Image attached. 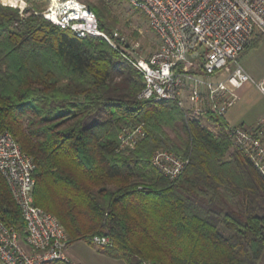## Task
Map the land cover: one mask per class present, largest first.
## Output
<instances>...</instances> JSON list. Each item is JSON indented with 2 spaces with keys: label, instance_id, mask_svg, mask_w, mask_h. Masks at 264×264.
<instances>
[{
  "label": "trees",
  "instance_id": "obj_1",
  "mask_svg": "<svg viewBox=\"0 0 264 264\" xmlns=\"http://www.w3.org/2000/svg\"><path fill=\"white\" fill-rule=\"evenodd\" d=\"M104 1L88 8L112 35ZM29 2L26 16L0 2V134L32 158L34 204L59 220L68 246L84 242L125 264H258L264 177L248 158L174 103L139 100L143 78L121 50L45 20L48 0ZM140 125L145 139L118 151L120 132ZM156 150L188 160L175 181L153 167ZM0 221L24 238L1 174Z\"/></svg>",
  "mask_w": 264,
  "mask_h": 264
},
{
  "label": "built area",
  "instance_id": "obj_2",
  "mask_svg": "<svg viewBox=\"0 0 264 264\" xmlns=\"http://www.w3.org/2000/svg\"><path fill=\"white\" fill-rule=\"evenodd\" d=\"M124 1L145 17L156 35V50L149 57L131 58L130 53L139 45L130 46L117 32L107 35L101 31L96 14L79 0H49L42 17L79 38H101L121 50L122 57L143 78L139 100L172 102L212 134L223 131L231 149L244 154L264 177V113L247 128L231 125L226 119L246 85L254 84L264 97V79L253 83L240 64L253 37L264 35V0ZM1 4L18 9L16 4ZM145 137L142 125L123 129L118 151L135 149ZM151 163L172 182L182 174L188 160L156 150ZM35 169L32 158L11 134H0V174L25 224L21 240L13 228L0 221V264L71 263L64 227L54 215L34 204ZM93 243L105 247L110 240L96 236Z\"/></svg>",
  "mask_w": 264,
  "mask_h": 264
},
{
  "label": "rangeland",
  "instance_id": "obj_3",
  "mask_svg": "<svg viewBox=\"0 0 264 264\" xmlns=\"http://www.w3.org/2000/svg\"><path fill=\"white\" fill-rule=\"evenodd\" d=\"M35 1H37L39 5L42 4L41 9L44 8V0ZM79 1L88 7V4H97L99 0ZM0 2L3 1L0 0ZM104 2L109 11L108 20L110 23L115 24L111 34L117 32L121 37L126 39L127 44L130 46L135 43L139 45L135 53H130L131 58L149 57L156 50L157 38L154 32L148 27L145 17L137 10L133 9L124 0H105ZM9 4H16V6H18L17 10L21 16H26L25 11L30 8L29 0H23V2H21V0H9ZM261 36L264 37V35ZM117 43L118 42H115L116 46ZM250 54V61L255 69L264 70V38L260 41L257 48H255ZM249 97L253 102H263L262 95L256 90H253ZM91 121L93 122L94 118ZM230 150L233 151V149ZM67 256L71 262L70 264H125L123 261L114 260L102 253H98L95 248H92L84 242H76L69 245Z\"/></svg>",
  "mask_w": 264,
  "mask_h": 264
},
{
  "label": "crops",
  "instance_id": "obj_4",
  "mask_svg": "<svg viewBox=\"0 0 264 264\" xmlns=\"http://www.w3.org/2000/svg\"><path fill=\"white\" fill-rule=\"evenodd\" d=\"M254 49L246 51L240 58V64L250 76L253 83H259L264 79V70H257L250 61V56ZM257 90L254 84H248L242 88L239 93V99L236 105L229 111L226 119L231 125H239L244 128L255 125L264 113V97L263 102H253L250 99V93ZM259 92V91H258ZM260 93V92H259ZM69 248V246H68ZM67 248V249H68ZM58 264V263H54ZM258 264H264V253Z\"/></svg>",
  "mask_w": 264,
  "mask_h": 264
},
{
  "label": "bare ground",
  "instance_id": "obj_5",
  "mask_svg": "<svg viewBox=\"0 0 264 264\" xmlns=\"http://www.w3.org/2000/svg\"><path fill=\"white\" fill-rule=\"evenodd\" d=\"M3 2H7V3H9V0H2Z\"/></svg>",
  "mask_w": 264,
  "mask_h": 264
}]
</instances>
